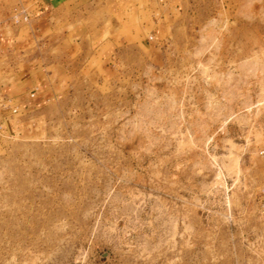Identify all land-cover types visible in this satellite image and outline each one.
<instances>
[{"label": "rangeland", "instance_id": "1", "mask_svg": "<svg viewBox=\"0 0 264 264\" xmlns=\"http://www.w3.org/2000/svg\"><path fill=\"white\" fill-rule=\"evenodd\" d=\"M115 1L0 0V264H264V0Z\"/></svg>", "mask_w": 264, "mask_h": 264}, {"label": "crops", "instance_id": "2", "mask_svg": "<svg viewBox=\"0 0 264 264\" xmlns=\"http://www.w3.org/2000/svg\"><path fill=\"white\" fill-rule=\"evenodd\" d=\"M40 12L43 13L44 29L49 34H58L63 33L65 36L69 37L79 35V32H82V37L75 38V53L78 58L82 60H89L88 52L91 50L94 52L98 50L104 43L107 41L105 38V33L102 30L105 26V21L100 18V10L116 4L115 0H38ZM26 12L24 8L22 10ZM98 14V24L90 26L91 18L93 15ZM28 16L31 14H25ZM116 19L113 18V23ZM41 29V27H40ZM90 30V31H89ZM87 31V32H85ZM89 38L90 41H86L85 38ZM20 43L17 38L10 36H0V54L3 56L6 53H10L13 49L17 50ZM13 91L3 92L0 90V97L3 99V102L10 100L16 96L13 95ZM23 95H21L22 97ZM36 93L30 94V97H35ZM21 97H16L20 99V105L24 106L25 101ZM2 125V124H1Z\"/></svg>", "mask_w": 264, "mask_h": 264}, {"label": "built area", "instance_id": "3", "mask_svg": "<svg viewBox=\"0 0 264 264\" xmlns=\"http://www.w3.org/2000/svg\"><path fill=\"white\" fill-rule=\"evenodd\" d=\"M27 18H28V16L24 15V19H27ZM16 21H19L18 17H16ZM10 102H11V100H10ZM14 111H17V108H14ZM260 153L264 157V149H261ZM260 210H261L262 214H264V197L262 198L261 203H260Z\"/></svg>", "mask_w": 264, "mask_h": 264}]
</instances>
